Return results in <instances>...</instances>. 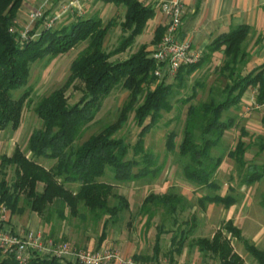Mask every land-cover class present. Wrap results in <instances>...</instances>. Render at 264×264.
<instances>
[{
	"label": "trees",
	"instance_id": "16d2710c",
	"mask_svg": "<svg viewBox=\"0 0 264 264\" xmlns=\"http://www.w3.org/2000/svg\"><path fill=\"white\" fill-rule=\"evenodd\" d=\"M23 1L0 0V132L6 129L16 131L20 126L28 94L13 98L12 92L26 86L30 65L45 58L64 55L81 43L87 45L72 62L66 83L36 103L34 113L41 127L28 137L29 156L17 147L10 156H0V205L12 215H22L27 209L38 216H42L49 206H56L54 210L58 219L65 220L64 209L68 208L69 216L74 218L79 215L81 204L95 220L107 217L97 240L99 248L106 240L107 226L129 209L127 200L113 194V187L100 179L109 172L114 182L124 184L154 179L162 170V166L157 165V158L144 149V137L157 124L161 112L171 111L169 98L172 85L158 81L153 75L155 63L149 58L151 52L147 45H141L123 61L109 62L111 57L123 53L136 37L143 34L146 25L155 16V10L141 0H95L125 10L121 29L129 33L113 51L106 52L103 43L109 31L117 26L114 19L104 24L99 17L78 18L69 26L53 29L43 26L44 15L23 38L14 30ZM164 30L163 27L155 29L150 46L160 41ZM251 33L249 26L240 25L218 35L206 46L196 64L181 67L175 75L176 85L182 87L186 78L210 63L213 54L223 55V64L219 69V75L227 80L222 90L223 99L211 97L207 102L188 108L178 146L173 132L166 136V151L174 153L177 146L183 178L193 185L209 190L218 188L212 178L222 163V157L213 155V151L220 146L224 133L234 127L232 118L222 119L223 113L237 108L250 88L257 89L256 104L264 105V64L242 74L250 58L243 45ZM261 42L262 36L258 35L254 46L259 47ZM76 81L84 85V93L78 102L70 105L65 93ZM118 86L129 94L116 122L77 144L84 128L99 113L102 101ZM129 114H133V121L140 128L138 140L132 147L123 138L115 136L127 122ZM146 120H149L148 124H145ZM261 125L264 128V115ZM256 146L258 154H264V135ZM130 150L132 158H128ZM246 151L247 146L239 139L228 157L240 169L247 167L242 183L249 186L264 178V163L247 165ZM39 159L54 164L46 169L37 162ZM9 167L14 169L11 182L6 180ZM38 185H42L40 192L37 191ZM66 185H75L77 189L72 191ZM197 203L200 208L209 204L230 206L234 199L205 195ZM261 204L264 206V197ZM188 205L187 200L177 194H149L142 201L138 214L146 218L144 227L147 230L157 210L161 209L166 216L175 218ZM194 225L171 238L173 250L168 252L169 255H181L186 233ZM164 233L162 228H158L150 257L134 255L132 259L159 264ZM232 239L243 246L256 264H264V251L246 240L231 221L216 230L211 238H197L192 245L200 254L212 256L219 264H244L231 245ZM0 264L18 263L11 257L4 258L0 251ZM26 264L60 263L56 259L34 258Z\"/></svg>",
	"mask_w": 264,
	"mask_h": 264
},
{
	"label": "rangeland",
	"instance_id": "374dc122",
	"mask_svg": "<svg viewBox=\"0 0 264 264\" xmlns=\"http://www.w3.org/2000/svg\"><path fill=\"white\" fill-rule=\"evenodd\" d=\"M62 1L24 0L17 14L14 30L24 38L27 36V32L32 30L44 15L43 26L53 29L69 26L78 18L99 17L104 24L108 20L114 19L117 26L109 31L103 43L106 52L113 51L120 40L129 33L121 29L125 13L122 7L106 4L96 5V1L86 0L77 7L72 6L66 9L69 5L67 2ZM64 8L65 10H63ZM37 12L40 16L37 19H32V14ZM148 24L143 34L136 37L129 48L123 53L111 57L109 62L127 59L141 45H147L148 50H151L150 42L153 34ZM251 34L243 45L250 55L243 69L244 75L264 63V55L260 54L259 47L254 46L256 34ZM86 45L87 43H81L64 55L45 58L30 65L26 86L12 92L13 98H18L23 93L28 94L20 126L16 131L6 129L0 132V156H10L16 147L29 156L27 153L28 137L32 131L41 127V123L34 113L36 103L66 83L70 75L72 62ZM222 64V53H215L210 63L186 78L182 87L176 85L175 77L163 81L165 84L172 85V94L169 98L171 111L161 112L157 124L144 137V149L157 158V165L162 166V170L154 179L146 178L124 184L114 182L109 172L106 173L104 178L100 179L101 182L108 183L113 187V194L123 196L129 204V209L120 214L116 222H111L107 226V237L102 244L104 245L103 249L116 250L125 258H129L127 255L131 252L133 256L150 257L157 230L162 228L165 233L161 237L159 263L219 264L212 256L200 254L197 248L192 245V242L197 238H211L216 230L221 228L227 221H231L235 227L240 229L246 240L259 250L264 251V206L261 204V199L264 197V178L249 186L243 184L242 179L247 172V167L240 169L228 157V153L234 149L237 141L241 139L247 146L245 154L247 165L264 163V154H258L256 146L259 138L264 135V128L261 125L264 105L256 104V88L247 90V96L242 97L237 108H231L223 113L222 119L232 118L234 127L224 133L220 146L213 151V155L222 157V163L212 178L218 188L209 190L202 186L193 185L187 182L182 175V165L177 146L182 139L187 110L190 106L207 102L211 97H215L216 100L223 99L222 90L227 84V80L219 75ZM83 93L84 85L76 81L67 88L65 96L68 103L73 105L79 101ZM128 94V91L122 87H116L102 101L99 113L94 121L84 128L76 143L80 144L89 136L101 132L105 126L115 123L119 110L127 101ZM183 100H187V102L183 103ZM148 123L149 120H146L145 124ZM139 132L140 128L133 121V114H129L127 122L115 136L123 138L132 147L138 140ZM170 132L176 135L177 146L174 153H168L165 149L166 136ZM128 158H132L131 150ZM37 162L46 169L54 164L51 161L40 159ZM6 175V180L11 182L14 179V169L12 167L7 168ZM66 187L72 191L77 189L75 185H66ZM41 190L42 185H38L37 191L40 192ZM165 193L182 196L187 200L188 208L175 218L166 216L161 209L157 210L149 229L146 230L144 227L146 218H142L138 214L142 201L149 194L161 195ZM205 195L230 196L234 199V203L230 206L209 204L205 208H200L197 200ZM110 203H113V199H110ZM20 205L22 206L21 203ZM55 208L56 206H49L42 216H38L27 209L22 215H12L5 210L2 223L5 221L3 223L5 226L14 225L20 228L21 231L17 229L18 231L14 232L17 235H24L26 232L33 230L41 232L46 240L66 242L77 249L102 250H89V248L96 247L107 217L95 220L93 214L80 204L77 217H70L68 208H65L64 215L66 218L65 220H59ZM175 220L176 224L174 223ZM192 224L195 225L186 233V241L181 255H169L168 252L173 250L171 238L174 235H179L181 231L188 230ZM231 243L234 251L242 257L244 264H256L244 251L242 245L235 240H231ZM3 257L7 258L5 255Z\"/></svg>",
	"mask_w": 264,
	"mask_h": 264
},
{
	"label": "built area",
	"instance_id": "2783aa9c",
	"mask_svg": "<svg viewBox=\"0 0 264 264\" xmlns=\"http://www.w3.org/2000/svg\"><path fill=\"white\" fill-rule=\"evenodd\" d=\"M161 12L167 18V24L160 41L150 50L149 58L155 63L153 75L159 81L171 80L181 67L196 64L201 53L192 44L182 41L181 5L178 1L164 3ZM40 14H32L37 19ZM5 207L0 205V251L18 264H26L34 258L56 259L61 264H152L125 258L116 250L102 249L87 251L77 249L66 242L46 240L41 232L30 230L17 235L2 223ZM162 264V263H159Z\"/></svg>",
	"mask_w": 264,
	"mask_h": 264
},
{
	"label": "crops",
	"instance_id": "0c3cea01",
	"mask_svg": "<svg viewBox=\"0 0 264 264\" xmlns=\"http://www.w3.org/2000/svg\"><path fill=\"white\" fill-rule=\"evenodd\" d=\"M84 1L86 0H63L62 2H67V4L69 5L66 7L67 9L68 7H72V6L77 7L80 4H82ZM93 1L95 2V0ZM141 1L145 5L152 6L155 10L154 18L148 22L149 23L148 25L152 30V34L154 33L157 27H163L164 29L166 27L167 18L161 12L162 4L178 1L181 5V12L183 17L182 26L180 29V38L182 41L189 42L190 44H192L193 48L196 51L202 53L212 39H214L220 34L227 33L231 28L240 25H247L251 28L252 33L256 34V37L258 35L262 36V42L259 46V51L261 55H264V0H141ZM100 4L103 3L96 2V5H100ZM106 5H111V4H106ZM63 10H65V8ZM251 35L252 34H250V36ZM153 47L154 45L152 46V48ZM246 96H247V91L244 93L243 97ZM6 228L12 230L13 232L20 230V228H17L14 225L10 227L6 226ZM103 248L104 245H101L99 248H97L96 246L95 248H89V250L103 249ZM132 256H133L132 252L127 255V257L129 258H132Z\"/></svg>",
	"mask_w": 264,
	"mask_h": 264
}]
</instances>
